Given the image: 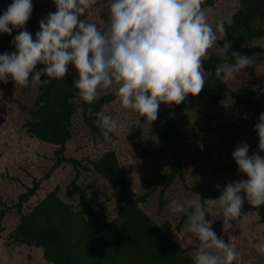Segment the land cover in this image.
Segmentation results:
<instances>
[{
    "label": "rangeland",
    "instance_id": "obj_1",
    "mask_svg": "<svg viewBox=\"0 0 264 264\" xmlns=\"http://www.w3.org/2000/svg\"><path fill=\"white\" fill-rule=\"evenodd\" d=\"M212 2V6L205 8L209 14V22L215 26L219 20L227 22L230 19L239 0ZM11 3L12 0H0V12L5 11ZM110 3L111 0H98L97 5L82 19L94 22L103 29L105 21L102 14L107 12ZM32 4L33 11L25 27L34 38L39 31L40 20L56 9L51 0H32ZM19 31L21 29H13L10 34V53L15 51L11 42ZM7 35L0 33V40ZM250 45L264 48V39L253 41ZM213 54L223 55L219 42L209 50V55ZM252 60L253 63L242 70L236 79L226 83L229 91L223 95L218 105L212 106L203 96H194L189 99L191 109L173 116L177 130L176 147L182 154L184 183L175 179L168 185L161 184L162 176L173 166L169 152L165 149L166 142L160 137L164 121L157 118L150 122L130 110L123 109L115 94V85L101 94L100 97L113 96L110 103L102 106L101 112L117 119L121 124L119 130L110 134L108 140L93 133L83 119L81 100L75 99L78 109L72 119L71 138L64 145L63 156L85 163L86 159L96 160L113 151L128 179L127 194H147L145 202L139 205L140 208L194 258L197 243L194 242L192 234L186 231L187 216L171 213L168 204L172 199L192 198L195 192L187 187H199L203 191V200L215 199L220 195L216 185L223 189L228 182L246 179L238 169L229 174L221 169L230 160L229 154L234 152L237 145L248 144L249 155H264L258 149V140L250 136V131L244 124L246 110L230 95L231 92L252 84L250 70L256 75L264 73V54L254 55ZM43 67L37 65V70ZM75 75L74 69L69 66L65 78ZM208 77L205 73V80ZM0 91L3 92L0 97V118L3 119L0 126V210L10 207L0 220V264H51L43 259L42 248L11 244L9 235L19 223V212L14 207L19 196L31 187L34 180H41L49 172L54 163L55 152L60 146L31 138L23 128V124L30 120V115L22 108L34 105L39 95V85L20 87L9 80L7 84L0 83ZM254 102L264 113V94L255 97ZM173 106L161 104L159 112ZM93 123L98 127L97 121ZM151 150L161 152L157 156L145 154ZM74 179L75 184L85 191L87 202L95 210L103 212L104 220L109 224L108 229L119 226L121 221L118 220V212L121 204L117 200L118 190L94 171L77 172L69 164L54 169L49 179L41 181L36 194L23 204L22 213H28L54 188L58 189V195L63 202L71 205L74 210H80L79 194L72 186ZM209 215L217 236L236 245L240 257L234 264H264V255L256 251L258 245L264 244V205L252 207L245 200L242 208L244 218L234 221L233 228L228 232L222 231V216L217 209H213Z\"/></svg>",
    "mask_w": 264,
    "mask_h": 264
},
{
    "label": "clouds",
    "instance_id": "obj_2",
    "mask_svg": "<svg viewBox=\"0 0 264 264\" xmlns=\"http://www.w3.org/2000/svg\"><path fill=\"white\" fill-rule=\"evenodd\" d=\"M52 2L56 10L40 20L34 38L25 27L32 0H12L0 15V33L21 29L11 42L15 51L0 54V83L47 85L63 80L71 66L82 101L92 104L115 85L123 109L153 122L161 104L179 105L204 89V60L218 42L225 41L223 61L215 68L221 84L236 79L253 63L249 55L229 52L232 43L226 40L225 21L215 26L209 22L205 0H111L103 29L82 19L98 0ZM37 65L44 67L37 70ZM97 116L104 139H110L121 124L105 112ZM254 131L264 153V113ZM248 153V144L237 145L232 158L246 179L228 182L223 189L216 185L218 198L202 200L194 193L190 199H172L168 204L171 213L187 216L186 231L197 243L193 264H234L240 257L234 243L217 236L207 216L217 209L222 231L228 232L234 221L244 218L245 200L252 207L264 205V155ZM256 251L264 255V244Z\"/></svg>",
    "mask_w": 264,
    "mask_h": 264
},
{
    "label": "trees",
    "instance_id": "obj_3",
    "mask_svg": "<svg viewBox=\"0 0 264 264\" xmlns=\"http://www.w3.org/2000/svg\"><path fill=\"white\" fill-rule=\"evenodd\" d=\"M212 5V0H205L204 7ZM107 16L108 12L102 14L104 21ZM230 20L231 24L225 22L226 40L232 43L229 52H240L251 58L264 54V48L250 45L253 41L264 39V0H239ZM219 44L223 45L222 42ZM9 46L10 34L0 40L2 54L10 53ZM222 61L223 55L216 54L209 55L204 60V70L209 77L204 89L197 96L205 97L212 106L218 105L223 95L229 91L227 84H221L215 76V68ZM250 77L251 85L243 86L230 95L246 110L244 124L249 129L250 136L258 140L254 126L262 112L254 98L264 94V73L256 75L250 70ZM45 78L41 77L42 80ZM74 78L75 76L52 80L47 85H39V95L34 105L22 108L30 115V120L23 124L27 135L60 148L55 152L54 163L49 172L41 180H34L31 187L19 196L18 203L14 206L19 212V223L9 235L10 243L42 248L43 259L51 264H193V257L140 208L139 205L145 202L147 194H127L128 179L113 151L96 160L86 159L85 163L63 156L64 145L71 138L72 119L78 109L74 100H81L74 87ZM192 97L194 96L190 95L179 105L158 113V118L164 121L160 137L165 140V149L173 163L172 169L162 176V185H168L175 179L184 183L182 154L176 147L177 130L173 116L191 109L189 99ZM112 100V95H104L92 104L81 100L80 106L86 125L102 138V132L93 122L98 120L97 114L101 112L102 106ZM143 119L147 120L144 117ZM2 123L3 119L0 118V126ZM160 152L161 150H151L145 154L157 156ZM229 159L221 166L222 171L228 174L237 170L232 154H229ZM64 164L71 165L77 172L94 171L118 190L117 200L121 204L118 212V220L121 221L119 226L108 229L109 224L105 222L103 212L95 210L87 202L85 191L75 184L77 175L72 186L79 194L80 210H74L71 205L63 202L58 195V189L54 188L28 213H22L23 204L36 194L41 181L49 179L50 173ZM187 189L200 194L203 200V191L199 187ZM8 209L10 207L0 210V220ZM207 218L210 219L209 213Z\"/></svg>",
    "mask_w": 264,
    "mask_h": 264
}]
</instances>
